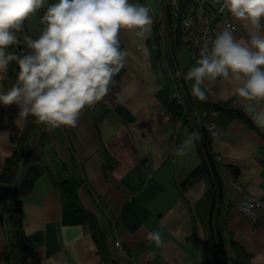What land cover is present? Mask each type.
Returning a JSON list of instances; mask_svg holds the SVG:
<instances>
[{"label": "crops", "instance_id": "crops-1", "mask_svg": "<svg viewBox=\"0 0 264 264\" xmlns=\"http://www.w3.org/2000/svg\"><path fill=\"white\" fill-rule=\"evenodd\" d=\"M132 2L149 7L152 31L146 40L121 31L120 47L128 55L114 77L117 83L105 98L83 110L75 128L54 129L41 123L34 134V117L18 118L17 105H0V264H9V246L24 264H218L208 208L202 204L207 182L202 179L182 187L202 159L196 141L183 156L176 155L192 131L173 120L175 77L172 68L156 58L153 45L160 6L157 0ZM46 7L25 22V35L39 36ZM239 23L244 34L232 31L233 35L246 42L247 31ZM225 28L220 25L221 31ZM179 46L175 61L184 75L195 61L188 47ZM142 47L150 56H143ZM10 72L9 68L0 89L16 83L17 73L10 76ZM185 82L191 91L193 81ZM201 87L206 95L203 102L217 105L237 100L238 108L254 123L206 122L217 126L207 129L214 153L237 172L222 173L225 197L231 201L227 227L222 230L226 264H264V226L237 204L246 196L264 201V127L254 119L257 111H264V101L249 109L251 102L234 95L229 82L208 81ZM193 113L194 121L207 115L206 109ZM194 127L200 135L199 126ZM28 140L27 163H37L43 174L34 190L22 197L19 217L4 218L14 188L8 163L20 143ZM68 177L81 184L80 200L98 219L104 234L100 243L86 225L65 220L58 183ZM235 182L242 184L243 193ZM260 213L264 215V210ZM151 231L161 233L160 246L147 239ZM114 233L128 254L118 262L111 252Z\"/></svg>", "mask_w": 264, "mask_h": 264}, {"label": "clouds", "instance_id": "clouds-1", "mask_svg": "<svg viewBox=\"0 0 264 264\" xmlns=\"http://www.w3.org/2000/svg\"><path fill=\"white\" fill-rule=\"evenodd\" d=\"M221 11L242 22L246 42L237 40L225 28L210 42H205L199 57L184 74L193 81L191 94L205 100L201 85L224 81L233 85V94L254 103L264 101V0H219ZM47 5L38 37L24 35L25 22ZM153 18L147 5L132 0H0V81L13 62L18 66L16 83L0 89V105L15 104L19 117H34L50 127L75 128L86 107L105 98L116 85L114 77L125 65L128 55L120 47L122 30L134 32L146 40L152 31ZM23 42L27 51H9ZM144 57L150 56L142 47ZM179 76L180 73H177ZM264 127V111L254 117ZM199 139L193 131L177 156ZM147 239L160 246L159 231Z\"/></svg>", "mask_w": 264, "mask_h": 264}, {"label": "trees", "instance_id": "trees-1", "mask_svg": "<svg viewBox=\"0 0 264 264\" xmlns=\"http://www.w3.org/2000/svg\"><path fill=\"white\" fill-rule=\"evenodd\" d=\"M145 1V0H141ZM55 0H49V3H53ZM180 15L178 18L173 16V10L171 6H167L166 19L169 28L168 33V43L165 46L159 35V26H155L154 35V50L156 58L158 61L164 62L166 57H168V62L173 70V74L180 88L184 92V97L186 100V107L182 106L177 99H174L170 104V109L172 111L173 120L177 123L179 120L184 119L183 126H189L191 131H195L194 125L199 126V132L201 137L195 140L200 157L202 159L201 164L191 173L189 178L183 184V188L187 189L189 186L193 185L199 180H205L207 182V191L202 199V204L208 208V225L213 239L214 246L218 249V264H226V247L224 236L222 235L223 228L226 229L227 221L229 216V209L231 206L227 205L225 199V187L222 173L226 170H232L237 173L235 169L231 166H225L218 159V156L214 153L211 145V138L207 133V129L201 124L200 119L204 122L215 121L216 124H224V122L232 121L234 119H239L244 123L254 126L252 120L243 112L242 109L238 108L233 104V102L220 103L217 105L207 104L203 101L195 99L189 90L182 70L175 61V48L176 46L183 44V29H182V19L185 16L186 10L189 4L185 0L180 1ZM21 41H23V36L25 31L18 34ZM151 42V41H150ZM26 47L23 42L17 47H10L9 51H14L20 53V49ZM171 47L172 51H170ZM172 53L173 58L169 57V53ZM10 76L14 75L18 71V66L15 62L10 66ZM177 73H180L178 76ZM206 109L207 115L198 116L197 121L192 120L189 117L195 110ZM211 112L213 113V118H210ZM195 123V124H194ZM41 126V123L37 120L34 121L33 133L37 134ZM44 136V134H41ZM28 142L20 143V147L16 151L14 157L8 163V170L11 172L10 181L14 180L13 167L19 162H23L25 166V174L17 187L14 189V197L12 199L11 208L9 214L14 217H19L20 208L22 205V197L30 194L38 181V179L43 174V170L38 166L37 163L28 165L26 154L28 151ZM80 183L73 177H68L64 181L58 183V188L61 193V198L64 206V217L66 222L72 224H84L86 225L91 233L93 234L96 242L104 238V234L100 228L99 222L95 214L87 210L82 204L78 191L80 188ZM8 214V215H9ZM3 219L0 218V221ZM16 227V226H15ZM18 232V230H17ZM229 233V232H228ZM19 235V232H18ZM232 247H236V242L233 238L229 236ZM224 260V261H223Z\"/></svg>", "mask_w": 264, "mask_h": 264}, {"label": "built area", "instance_id": "built-area-1", "mask_svg": "<svg viewBox=\"0 0 264 264\" xmlns=\"http://www.w3.org/2000/svg\"><path fill=\"white\" fill-rule=\"evenodd\" d=\"M180 1L181 0H157L160 6V12L157 15V25L159 26V35L164 42L165 46L168 43V33L169 28L166 19V7L169 5L173 10V16L178 18L180 15ZM189 6L186 10L185 16L182 19V29H183V41L188 46L192 60L195 61L196 58L199 57L200 50L204 47L205 42H210L217 33L221 31L220 25H224L225 27L231 29L237 34H244V30L242 29L239 21L234 19L229 13H226L227 9L221 11V4L219 0H185ZM213 1L218 2L219 8L213 7ZM26 47L20 49V53L26 52ZM168 57H166L164 61V65L170 66L168 62ZM174 75V74H173ZM175 77V76H174ZM219 81V80H217ZM175 98L179 101V103L186 107V100L184 97V92L178 85L175 78ZM233 104L238 107V101L233 100ZM195 113L191 114L194 117ZM206 116V115H205ZM204 118V117H203ZM179 125L182 126L184 123V119L178 121ZM202 125L205 126L208 130H211L216 125H209L204 122L203 119H200ZM218 159L222 158L218 156ZM14 172V188L13 191L10 192V200L6 209L4 210V218L9 214L12 199L14 197V189L17 185L20 184L24 174H25V166L23 162H19L17 165L13 167ZM239 193H243V186L241 183L235 182L233 184ZM226 199V197H225ZM227 203L231 204L230 199L227 197ZM238 207H240L245 213L249 214L255 221L261 223L264 226V215L260 213V210H264V201L253 197L246 196L245 198L239 200L237 202ZM111 252L113 259L118 262L122 260V258L127 257L128 254L123 247V243L121 239L118 237L117 233H114V238L111 242ZM8 262L9 264H24L21 261L17 260V256L15 252L8 247Z\"/></svg>", "mask_w": 264, "mask_h": 264}, {"label": "rangeland", "instance_id": "rangeland-1", "mask_svg": "<svg viewBox=\"0 0 264 264\" xmlns=\"http://www.w3.org/2000/svg\"><path fill=\"white\" fill-rule=\"evenodd\" d=\"M219 5H220V4H219L218 2L213 1V7H215V8L218 7V8H219ZM226 13H228V11H226ZM181 47L184 48V47H188V46H187L185 43H183L182 46H179L178 48H181ZM169 49H170L171 52H173L172 49H171V47H169ZM171 52H170V53H171ZM171 55H172V53H171ZM13 184H14V183H13ZM4 212H5V211H4ZM4 212H3V214H4ZM1 217H4V216H1Z\"/></svg>", "mask_w": 264, "mask_h": 264}]
</instances>
